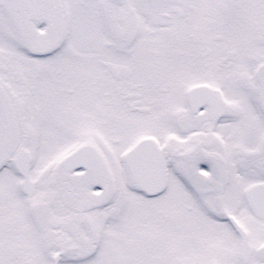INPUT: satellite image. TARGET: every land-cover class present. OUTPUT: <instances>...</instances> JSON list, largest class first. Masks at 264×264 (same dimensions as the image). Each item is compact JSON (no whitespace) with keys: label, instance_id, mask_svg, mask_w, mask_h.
<instances>
[{"label":"snow or ice","instance_id":"6c2138e0","mask_svg":"<svg viewBox=\"0 0 264 264\" xmlns=\"http://www.w3.org/2000/svg\"><path fill=\"white\" fill-rule=\"evenodd\" d=\"M0 264H264V0H0Z\"/></svg>","mask_w":264,"mask_h":264}]
</instances>
